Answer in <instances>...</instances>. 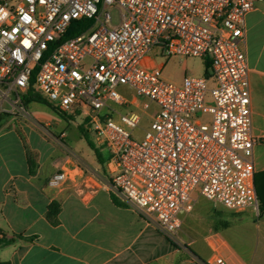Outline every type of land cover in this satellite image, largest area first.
Segmentation results:
<instances>
[{"label":"built area","instance_id":"built-area-1","mask_svg":"<svg viewBox=\"0 0 264 264\" xmlns=\"http://www.w3.org/2000/svg\"><path fill=\"white\" fill-rule=\"evenodd\" d=\"M262 1L0 0V85L18 95L32 87L59 112L83 116L109 153L110 185L176 240L198 185L227 209L258 208L246 16ZM81 18L93 23L66 36ZM171 56L209 60V72L169 81L158 58Z\"/></svg>","mask_w":264,"mask_h":264},{"label":"crops","instance_id":"crops-1","mask_svg":"<svg viewBox=\"0 0 264 264\" xmlns=\"http://www.w3.org/2000/svg\"><path fill=\"white\" fill-rule=\"evenodd\" d=\"M246 30L258 212L235 211L244 220L209 239L193 222L203 208L195 200V215L181 210L180 217L200 238L183 247L110 185L109 153L94 138L104 168L83 134L81 145L64 139L76 156H62L41 130L7 121L0 125V230L22 237L0 246V259L12 264H186L193 258L213 261L222 256L228 264H259L257 253L264 245V1L247 14ZM62 170L67 179L51 186L52 175ZM53 202L60 205L56 222L47 215Z\"/></svg>","mask_w":264,"mask_h":264},{"label":"rangeland","instance_id":"rangeland-1","mask_svg":"<svg viewBox=\"0 0 264 264\" xmlns=\"http://www.w3.org/2000/svg\"><path fill=\"white\" fill-rule=\"evenodd\" d=\"M111 20L113 24L120 22V11L115 7H110ZM156 53V52H155ZM159 61H164L163 68L164 77L173 82L180 83L187 75H203L205 71L204 60L197 57L171 56L165 58H158ZM7 121H15L19 124H30L31 126L41 130L49 139V143L56 145L58 152L62 156L74 157L73 150L68 144H65L64 139L72 141L74 145H81L84 142L81 128L87 131L90 138H95V134L89 131V126L85 123L81 115H61L58 111L49 107L46 104L39 102L23 103L22 95L15 92H7L4 85H0V125ZM149 118L144 117L140 126L133 130V136L136 140H142L144 132L149 126ZM58 156L59 153H58ZM106 176V172L103 170ZM201 185H198L192 191V198L198 200V205H203L201 213L195 216L193 222L198 227L202 226L208 238L211 234L223 229L227 225H237L244 220V215L224 208L219 204L210 202L201 194ZM196 207V206H195ZM195 209L190 213L194 214ZM259 209L254 210V214ZM195 215V214H194ZM251 218L246 219L250 221ZM257 219V218H255ZM190 221V220H188ZM191 224L184 219L181 230L174 235L178 243L187 247L193 239L200 238V235L194 233L191 229ZM258 263L264 264V245L259 247L257 253Z\"/></svg>","mask_w":264,"mask_h":264},{"label":"trees","instance_id":"trees-1","mask_svg":"<svg viewBox=\"0 0 264 264\" xmlns=\"http://www.w3.org/2000/svg\"><path fill=\"white\" fill-rule=\"evenodd\" d=\"M92 23H93L92 19H88V18L76 19V20H74L72 22L70 28L68 29V32H67L66 36H72V35H76V34L82 33L83 31L88 29L91 26ZM209 67H210V61L206 60L205 61V72H204L205 74H208ZM22 101L25 104H28L30 102H39V103H42V104H46L49 107H51L54 110H56L45 97H43L40 93L34 91V89L32 87H30L25 93L22 94ZM56 111H58V110H56ZM59 113L61 115H67L66 113H63V112H59ZM81 132H82L84 138L87 140L88 144L91 146V148H93L95 150L97 158H98V160L100 161V163L102 164V166L104 168L105 159H104V157L102 155V152L95 145V143L90 138V136H89V134L87 133L86 130L81 128ZM29 160L32 163V159L29 158ZM59 210H60V205L57 202H53L50 205L47 215H48V217H49V219L51 221L56 222L55 218H56ZM17 237H22V235L19 234V235H15V236L9 237L6 233H4L3 231L0 230V246H5V245L12 244L13 242H15ZM0 264H12V263L10 261L1 260L0 259Z\"/></svg>","mask_w":264,"mask_h":264}]
</instances>
